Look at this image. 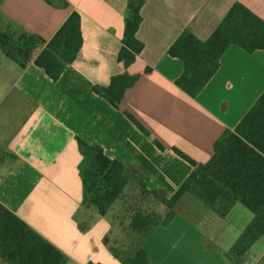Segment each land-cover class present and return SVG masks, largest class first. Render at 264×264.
<instances>
[{"label":"crops","instance_id":"crops-1","mask_svg":"<svg viewBox=\"0 0 264 264\" xmlns=\"http://www.w3.org/2000/svg\"><path fill=\"white\" fill-rule=\"evenodd\" d=\"M129 1L69 0V7L62 8L45 0H0L6 32L47 42L72 12L81 16L82 49L57 81L34 63L22 69L0 49V203L65 254L67 264H123L111 248L131 249V243L119 247L124 243L116 231L123 213H130V229L138 212L127 211L130 199L143 193L138 180L149 192L172 198L193 171L174 150L197 164L209 162L215 143L226 130H235L264 92V51L249 54L231 46L196 98L176 85L184 66L168 55L187 30L208 40L236 3L264 20V0H144L137 38L145 47L127 66L119 51ZM122 74L138 81L115 109L93 88L107 87ZM78 139L102 147L131 175L106 216L83 204L84 157ZM145 195L155 202L151 193ZM157 206L161 214L168 213L161 202ZM174 213L142 243L155 264H234L226 254L254 218L239 203L221 218L190 194ZM0 264L5 263L0 259ZM245 264H264V235Z\"/></svg>","mask_w":264,"mask_h":264},{"label":"trees","instance_id":"trees-1","mask_svg":"<svg viewBox=\"0 0 264 264\" xmlns=\"http://www.w3.org/2000/svg\"><path fill=\"white\" fill-rule=\"evenodd\" d=\"M45 1L49 5L58 2L62 8L69 7V0ZM143 4L144 0H130L128 4L119 51V59L127 66L137 61L145 47L137 38L143 22ZM233 45L249 54L264 51V20L239 3L229 10L208 40L201 41L187 30L170 47L168 55L179 59L184 66V73L176 80V85L196 98L219 71L221 58ZM82 46L81 16L76 11L48 42L36 35L0 32V49L9 59L22 69L34 63L53 81L59 80L66 67L77 59ZM39 49L42 51L37 55ZM137 81L136 76L117 75L111 78L109 86H95L93 92L119 109L126 92ZM126 115L149 136L132 115ZM78 142L84 157L81 165L83 204L87 208L96 207L100 215L106 216L122 197L131 175L123 163L106 156L102 147L91 146L81 139ZM155 143L159 149H164ZM174 151L193 167V171L172 198L149 192L146 183L138 180L142 192L158 197L169 211L163 218L142 211L134 213L131 231L144 241L156 227L172 220L174 208L185 194H190L221 218H226L239 203L252 212L254 218L226 256L234 264H245L249 250L264 235V92L235 130H226L215 143L214 155L209 162L197 164L182 152ZM142 243L130 250L111 248V251L123 264H155ZM0 259L5 264L68 262L65 254L1 203Z\"/></svg>","mask_w":264,"mask_h":264},{"label":"rangeland","instance_id":"rangeland-1","mask_svg":"<svg viewBox=\"0 0 264 264\" xmlns=\"http://www.w3.org/2000/svg\"><path fill=\"white\" fill-rule=\"evenodd\" d=\"M8 25L9 24H6V21L3 20V13H2V10H1L0 11V31L6 32V29H8V27H9ZM10 33H12V32L10 31ZM12 34H15V33H12ZM142 194L145 195L144 193H142ZM142 194L140 192L139 196H136V197L133 196L130 199L131 200V204L127 208V211L128 212L129 211L132 212V210L142 211L144 213L152 214V215H154L156 217L163 218L166 213L161 214V212H159V208L157 206V204H159L161 202L160 199L158 197H156L155 198V202H154V201H151L148 198L149 197L148 195L142 196ZM119 219H120V221H119L120 228H119V230L116 231L117 232V240L120 243H124V245L119 244V247H122V246L125 247V245H128V244L131 243V248H132L133 246L139 245L140 243H142L143 239L141 237L135 235L128 228V220L131 219L130 218V213H123ZM197 219L198 218L193 217L192 221L196 222Z\"/></svg>","mask_w":264,"mask_h":264}]
</instances>
